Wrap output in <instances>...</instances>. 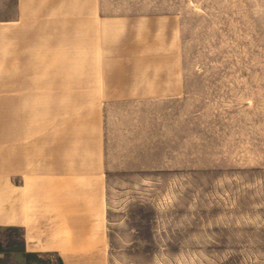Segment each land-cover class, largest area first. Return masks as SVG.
<instances>
[{
	"label": "crops",
	"instance_id": "obj_1",
	"mask_svg": "<svg viewBox=\"0 0 264 264\" xmlns=\"http://www.w3.org/2000/svg\"><path fill=\"white\" fill-rule=\"evenodd\" d=\"M103 10V0H0V227L21 232L23 256L57 264H173L146 251L167 239L193 249L196 237L160 235L200 229L132 223L150 200L118 189L180 168L181 135L167 124L183 95L175 44L104 34ZM54 56L78 73L70 85L94 92L48 95L43 107L32 94L24 109V67L38 74L39 58Z\"/></svg>",
	"mask_w": 264,
	"mask_h": 264
},
{
	"label": "rangeland",
	"instance_id": "obj_2",
	"mask_svg": "<svg viewBox=\"0 0 264 264\" xmlns=\"http://www.w3.org/2000/svg\"><path fill=\"white\" fill-rule=\"evenodd\" d=\"M103 5L104 34L172 40L183 85L182 97L167 106L177 116L167 124H175L182 139L180 168L151 171V184L118 190L150 200L144 210L132 211V223L199 228L189 235H160L196 237L197 245L179 249L167 239L164 250L152 246L146 252L173 264L176 254L184 258L191 252L198 253L199 264H264V0H103ZM63 61L40 57V72L32 74L29 60L24 109L32 94L43 107L48 95L62 103L74 93L94 92L70 85L79 75L62 73ZM0 264L57 262L23 256L21 232L0 227Z\"/></svg>",
	"mask_w": 264,
	"mask_h": 264
}]
</instances>
